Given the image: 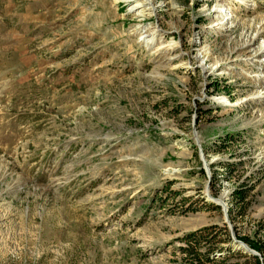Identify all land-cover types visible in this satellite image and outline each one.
Segmentation results:
<instances>
[{"label":"rangeland","instance_id":"obj_1","mask_svg":"<svg viewBox=\"0 0 264 264\" xmlns=\"http://www.w3.org/2000/svg\"><path fill=\"white\" fill-rule=\"evenodd\" d=\"M152 2L138 21L123 0H0V264H188L206 226L198 251L264 264L229 230L264 243V51L239 54L264 0ZM139 22L178 47L150 51Z\"/></svg>","mask_w":264,"mask_h":264},{"label":"bare ground","instance_id":"obj_2","mask_svg":"<svg viewBox=\"0 0 264 264\" xmlns=\"http://www.w3.org/2000/svg\"><path fill=\"white\" fill-rule=\"evenodd\" d=\"M123 2L126 3L127 10L133 13L134 17L138 21H141L145 17H148L150 15L154 16L155 4L152 2V0H123ZM222 16L223 17H221L220 20H216L215 22H213V24H211V27L214 26L213 28L216 30H225L227 29V27H230L231 25H233L232 22L229 21L230 19L229 13L227 14L225 13ZM253 20L254 19H252L251 21L253 22ZM246 26H247L246 30L249 32L255 30L254 31L255 38L262 36L261 32L264 30V18H262L261 21H259L258 28H256L255 26L254 28L252 24H250V21H249V24H247ZM131 31L134 34H138L139 35L138 41L141 42L144 47H146L152 52L160 51L162 49L163 50L167 49L170 51L178 47L177 43L165 42L163 32L160 33V29L158 28V23L144 24L142 22H139L133 26ZM251 38L253 39V37ZM239 48H240L239 54L246 53L248 51L250 56L249 58H247V60L253 59L254 57H256V55L264 51V37L260 39V42H258L257 45L255 46H253V41H251L250 38L245 39L240 44ZM253 60L255 61L257 60L258 63H264V57L259 58V59H253ZM207 61H210V63H207ZM195 62L197 63L196 65L200 66V68L203 69L204 71L203 73H205V72H213L215 69H219L220 68L219 66L222 60H220V58L218 57L213 56V52L211 48L207 45L204 47L202 46L200 47V49H198L196 56H195ZM190 67L191 66L189 65L188 68ZM231 69H234L233 66L230 67L227 65H223L219 71V74L221 73L224 74ZM255 76L259 78V75H255ZM261 97H264V89L259 90L254 94L252 93V95H250L247 99H250V100L256 99V98L258 99ZM174 171L175 169L173 168L165 169V173L167 174H171ZM238 246H240L241 248H246L245 245L241 242H239Z\"/></svg>","mask_w":264,"mask_h":264},{"label":"trees","instance_id":"obj_3","mask_svg":"<svg viewBox=\"0 0 264 264\" xmlns=\"http://www.w3.org/2000/svg\"><path fill=\"white\" fill-rule=\"evenodd\" d=\"M238 197H241L242 192H237ZM214 230L213 226H206L204 228L196 229L193 230L185 235L184 241L186 242V246L181 248L182 253H184L185 256L191 255L192 261L188 264H228L226 262L227 256L226 255H231L233 253H240L239 251H234L231 248H228L226 251V255L221 256L220 258H213L212 253L214 252V248H209L208 250L204 252H200L197 250L195 244L198 243L205 235L208 233L204 234L205 232H211ZM250 247L262 251L264 247L263 242H259L258 240H248L246 238H243ZM256 259V258H255ZM256 264L258 263V259L256 260Z\"/></svg>","mask_w":264,"mask_h":264},{"label":"water","instance_id":"obj_4","mask_svg":"<svg viewBox=\"0 0 264 264\" xmlns=\"http://www.w3.org/2000/svg\"><path fill=\"white\" fill-rule=\"evenodd\" d=\"M208 176H209V174H208ZM206 188H208V186H206ZM223 211H224V216H225L226 222H228V224H229V220H228V215H227V212H226V208L225 209L223 208ZM229 230H230V234H231V238H232L233 242L235 244L241 242L246 247V248H241L240 246H238L237 247L238 249H240L241 251L246 252L248 254L254 255V256L258 257L261 260L260 253L258 251H256L252 247H250L247 243H245V242H243V241H241V240H239V239H237L235 237V234H234V231H233V228H232V225L231 224H229ZM217 255H222V253H217Z\"/></svg>","mask_w":264,"mask_h":264},{"label":"built area","instance_id":"obj_5","mask_svg":"<svg viewBox=\"0 0 264 264\" xmlns=\"http://www.w3.org/2000/svg\"><path fill=\"white\" fill-rule=\"evenodd\" d=\"M211 74V73H210ZM215 75H221V74H217V73H215ZM208 174H210V172L208 173ZM228 191V190H227ZM228 193H229V191H228ZM220 195V194H219ZM218 195V196H219ZM218 196H216V197H218ZM215 196H212V198H214ZM229 200V198H228V195L226 196V199H225V201H226V212H227V210H228V204H227V201ZM212 202H214V201H212ZM218 205V204H217ZM220 206V205H219ZM223 208V207H222Z\"/></svg>","mask_w":264,"mask_h":264}]
</instances>
